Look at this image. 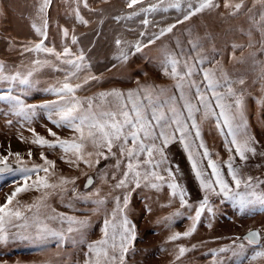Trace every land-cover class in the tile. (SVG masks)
<instances>
[{
	"label": "snow or ice",
	"instance_id": "snow-or-ice-1",
	"mask_svg": "<svg viewBox=\"0 0 264 264\" xmlns=\"http://www.w3.org/2000/svg\"><path fill=\"white\" fill-rule=\"evenodd\" d=\"M142 3L143 0H129L127 7ZM257 4L260 11L253 15ZM51 5L52 0H34L31 28L40 39L19 45L21 62L0 61V105H3L0 115L10 117L5 121L7 125H12L15 120L23 128L31 125L43 112L56 128L69 129L70 135L61 137L48 128V136L52 137L48 139L35 128L28 127L31 139L22 135L20 139L42 149L59 148V159L86 176L84 189L94 185L95 176H99L108 189L95 187L91 191H78L76 181L79 177L58 172L56 160L49 159L44 151L39 154L42 163L32 161L31 149L27 151V160L20 152L0 155V174L18 173L23 181L0 204V243H6L10 238L45 240L53 237L65 246L69 241L82 246V261L77 264H127L126 256L137 239L136 225L129 219L130 196L141 187L161 190L166 186L170 198L179 199L181 209L194 207L190 227L169 235L168 241L190 237L205 211L214 217L216 200L231 202L241 213L256 209L264 212V175L245 172L251 158H264V144L248 129L246 77L233 75L222 59H216L222 53L215 45L205 49L201 37L193 38L189 29L187 48L177 39V50H170L167 45L161 49V68L171 84L137 80L135 87L100 88L81 96L78 92L100 83L102 75L92 74L91 63L83 48L73 51L64 44L62 50H58L46 44L51 26ZM252 5L247 8L245 0H156L138 11L128 12L126 17L115 19H130L143 13L142 23L147 26L149 13L174 9L182 16V19H176V24H181L206 10L216 11L221 17H234L247 8L249 28L247 31L241 29V34L248 37V42L246 45L233 43L229 59L236 63L251 59L253 67L260 69V80L264 81V60L257 59L258 55H264V0H252ZM84 6L88 7L86 0ZM75 15L80 23H89L78 9ZM57 28L67 38L69 30L60 25ZM174 28L175 24H169L158 34H151L148 44L173 32ZM254 33L259 34L258 40L253 39ZM145 35V32L140 33L141 37ZM78 43L73 35L72 44ZM114 43L116 59L122 61H127L130 53L134 54L133 48L138 52L145 46L142 40L132 42L119 36ZM245 47L254 50L247 57L241 51L237 57L236 51ZM25 54L35 55L24 63ZM44 69L63 73L62 78L42 89L54 99L28 103L26 97L40 87L38 76ZM260 102L264 103V100ZM210 119L215 120L216 129L223 138L226 159L219 152L213 153L203 139L202 125ZM177 141L187 155L191 173L198 184L200 196L195 206L189 204L190 193L178 178L184 173L179 164L173 165L169 158L170 146ZM113 160L114 164L111 163ZM101 161L105 162L103 168L98 167ZM81 165L86 169L95 168L96 173L90 175ZM256 167L264 168V164ZM29 192L40 195L33 197L30 203L17 199L19 194ZM69 192L71 198L67 207L72 208L73 200L90 203L93 205L91 214L102 216L98 239H87L92 223L90 216L58 212L48 204L52 195L63 197ZM180 214L177 209L164 219L170 221ZM177 247V259L189 251L183 244ZM226 253L231 257L225 258ZM212 256L213 264H264V231L249 229L234 237L230 244L212 250ZM0 264H7V261H0Z\"/></svg>",
	"mask_w": 264,
	"mask_h": 264
},
{
	"label": "rangeland",
	"instance_id": "rangeland-1",
	"mask_svg": "<svg viewBox=\"0 0 264 264\" xmlns=\"http://www.w3.org/2000/svg\"><path fill=\"white\" fill-rule=\"evenodd\" d=\"M86 2L88 7L84 6L85 0H52L49 9L51 26L46 41L48 46H55L58 50H62L61 46L64 44L72 47L73 51L83 48L87 54L88 62L91 63L92 74L102 75L100 83L78 92V95H88L100 88L127 89L135 87L137 80L142 83L171 84L172 81L164 75L161 68L163 59L161 49L167 45L170 50H177V39L187 48L188 30L190 29L193 38L201 37L205 49H210L215 45L222 53V56H217L216 59H222L230 73L246 77L244 86L247 93L245 115L248 129L261 144H264V103L260 102L264 100V81L260 80V69L253 67L251 59H247L245 63H236L229 59L233 43L246 45L248 42V37L241 34V29L247 31L249 28L247 8L253 7L252 0H245L247 8L237 16L221 17L216 11L206 10L181 24H176L177 18L182 19L181 14L176 10L169 9L167 12L159 10L147 15L149 20L147 26L142 23L145 19L143 13L130 19L116 20L115 17H126L128 12L138 11L139 8L146 7L149 3H156V0H143L142 4L133 5L132 8L127 7L129 0H86ZM33 3L34 0H0V61L19 64L22 59L19 55V45L40 39L31 28ZM76 9L85 20L89 21L87 25L76 19ZM259 11L260 6L257 4L253 8L252 14L256 15ZM169 24H175L173 32L166 33L153 44H148L147 41L151 34H158L161 28L167 27ZM57 25L69 30L67 38L63 37ZM141 32H145L146 35L141 37ZM73 35L79 41L76 45L72 44ZM117 36L132 42L142 40L145 46L138 52L133 48L134 54L130 53L127 61L118 60L116 59L117 48L114 43ZM253 39L258 40L259 34L254 33ZM256 47L259 45L257 44ZM253 50L245 47L242 50H237L236 56L239 57L243 51L247 57L248 53ZM34 55L32 54V56ZM32 56L25 54L24 63H27ZM257 59L264 60V55H258ZM62 76L63 73L44 69L43 74L38 76L41 81L40 87L34 89L33 93L26 97L27 102L38 103L43 99H54L42 89ZM2 107L3 105H0V108ZM9 118L0 115V155H6L9 151L20 152L27 160V151L31 149L33 152L32 161L42 163L39 154L44 151L49 159L56 160L58 172L79 177L76 181L78 191H91L95 187H102L104 191H107L108 185L102 184L99 176H95L94 185L91 188L84 189L86 176L80 175L77 169L69 168L64 161L59 159L61 152L59 148L55 150L42 149L20 139L21 135L31 139L32 134L27 131L28 127L35 128L37 133L48 139H52L48 136V128H52L61 137L69 136V129L56 128L43 112L39 113L31 125H26L23 128L15 120L12 125H7L5 121ZM202 136L213 153L219 152L223 159L227 158V152L223 147V138L216 129L214 119L203 123ZM169 158L173 161V165L179 164L180 170L184 173L182 177L178 178L190 193L189 204L197 205L200 196L198 184L191 173L187 155L178 141L170 146ZM213 158H216L215 155ZM111 163L114 164L115 161L113 160ZM104 164L105 162L101 161L98 167L103 168ZM248 164L249 167L245 169V172L252 175H264V168L256 167L257 164H264V158L259 156L251 158ZM81 168L90 175L96 173L95 168L86 169L84 165H81ZM20 183L23 181L18 173L0 174V204ZM38 195H40L38 192L21 193L17 199L22 203H30L32 198ZM70 198V192L63 197L54 194L49 198L48 204L58 212L90 216L92 223L87 231V239H98L103 224L102 216L91 214L90 209L93 205L90 203L85 204L73 200L72 208L67 207ZM177 209H180V215L173 216L170 221L164 219ZM215 209L214 217L206 211L202 213L197 229L190 237L168 241L169 235L175 232H184L190 227L193 222L192 216L195 214L194 207L181 209L179 199H171L166 186L161 190L144 187L136 189L130 196L129 219L136 225L137 239L126 256L127 264H213L212 250L230 244L234 237L243 235L249 229L264 231V212L259 209L241 213L231 202L221 203L219 200L215 201ZM209 223L212 224L211 228L208 227ZM10 231L15 232L16 229H10ZM180 244H183L189 251L177 259V246ZM192 245H196V247L193 248ZM251 254L250 251L249 255ZM224 255L225 258L231 257L230 253ZM0 261H7V264H77V261H82V246L73 244L71 241L65 246L59 244L53 237L45 240L10 238L6 243H0Z\"/></svg>",
	"mask_w": 264,
	"mask_h": 264
},
{
	"label": "water",
	"instance_id": "water-1",
	"mask_svg": "<svg viewBox=\"0 0 264 264\" xmlns=\"http://www.w3.org/2000/svg\"><path fill=\"white\" fill-rule=\"evenodd\" d=\"M245 233H246V232H245ZM245 233H244V234H245Z\"/></svg>",
	"mask_w": 264,
	"mask_h": 264
}]
</instances>
